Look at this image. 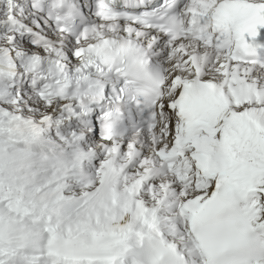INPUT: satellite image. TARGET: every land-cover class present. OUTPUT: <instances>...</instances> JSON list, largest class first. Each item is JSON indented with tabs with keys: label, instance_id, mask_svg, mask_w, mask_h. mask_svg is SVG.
Instances as JSON below:
<instances>
[{
	"label": "snow or ice",
	"instance_id": "1",
	"mask_svg": "<svg viewBox=\"0 0 264 264\" xmlns=\"http://www.w3.org/2000/svg\"><path fill=\"white\" fill-rule=\"evenodd\" d=\"M0 264H264V0H0Z\"/></svg>",
	"mask_w": 264,
	"mask_h": 264
}]
</instances>
